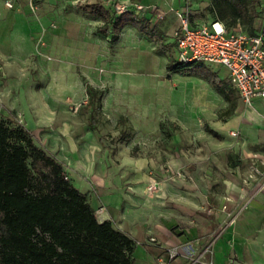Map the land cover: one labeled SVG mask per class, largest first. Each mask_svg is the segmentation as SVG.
Returning <instances> with one entry per match:
<instances>
[{
  "label": "rangeland",
  "instance_id": "374dc122",
  "mask_svg": "<svg viewBox=\"0 0 264 264\" xmlns=\"http://www.w3.org/2000/svg\"><path fill=\"white\" fill-rule=\"evenodd\" d=\"M171 1L146 2L153 13L152 26L165 36L166 49L158 50L131 25L113 41V33L98 31L102 18L84 11L86 5L101 4L114 18L143 0H15L12 8L0 0V66L5 80L14 83V94L17 86H25L35 105L46 91L57 108L56 120L69 116L74 126L71 140L79 156L92 155L93 160L85 163L99 175L100 185L107 184L104 190L112 191L120 182L134 195L145 190L156 206L167 210L183 202L180 212L187 218L181 214L171 227L173 237L183 240L172 244L183 254L177 258L179 264H215V251L225 263L235 255L240 264H264V143L257 150L256 145L245 149L240 134L229 135L242 111L251 106L230 82L231 105L199 76L168 70L169 55L178 57L171 42L173 29L181 25L175 10L184 3ZM188 2L178 11H188L194 19L213 18L206 11L193 13ZM172 5L168 15L158 10H170ZM259 15L258 25L264 7ZM225 72L221 68L219 75ZM87 85L99 92L95 109L85 110ZM5 104L0 121L23 126L20 118L3 112ZM71 147L62 145L61 150ZM68 155L58 156L71 160ZM65 163L70 178L74 170ZM91 185L85 193L89 201L98 190ZM254 200L258 205L250 210ZM191 202L196 209H187ZM248 211L252 214L247 216ZM135 241L136 264H157L149 258L144 239ZM208 248L210 253L199 259Z\"/></svg>",
  "mask_w": 264,
  "mask_h": 264
},
{
  "label": "trees",
  "instance_id": "16d2710c",
  "mask_svg": "<svg viewBox=\"0 0 264 264\" xmlns=\"http://www.w3.org/2000/svg\"><path fill=\"white\" fill-rule=\"evenodd\" d=\"M258 4L212 0L205 11L229 32L241 27L255 35ZM84 11L102 18L98 31L106 36L113 33V41L131 25L158 50L166 49L165 36L152 26V17L124 12L113 18L101 4L86 5ZM168 70L193 73L230 98L226 81L203 62L184 65L171 54ZM86 91L85 107L95 109L99 92L90 85ZM135 248L133 238L110 221H99L86 194L67 178L64 165L36 143L30 130L0 121V264H136Z\"/></svg>",
  "mask_w": 264,
  "mask_h": 264
},
{
  "label": "crops",
  "instance_id": "0c3cea01",
  "mask_svg": "<svg viewBox=\"0 0 264 264\" xmlns=\"http://www.w3.org/2000/svg\"><path fill=\"white\" fill-rule=\"evenodd\" d=\"M149 1L150 0H143L144 4L142 5L145 7L146 12L143 11L141 13H137L135 10H132L130 11V13L141 15L142 17L147 18L152 17L153 13L147 11V9L150 6L152 7L153 1L151 2L150 6L148 5L150 3L146 4V2ZM186 1L187 0H184V3L182 1L179 8L176 9L175 12L180 10L181 7L185 6ZM256 1L261 3L260 8L256 9L259 12L261 11V7H264V0ZM171 2L175 3V0H172ZM211 2L212 0H189L188 6L193 13L197 12L198 10H202L203 12L211 4ZM172 9L173 5L172 7H170V10H164L162 8L158 10L168 15L169 12L173 11ZM213 22L217 21H215L214 18H212L210 21H204L200 18L194 19L191 17L192 27L211 25ZM263 22L264 19H262L261 23L258 25L256 21L255 30L257 31V33L263 26ZM158 29L163 33V30L161 28L158 27ZM177 29L179 28L175 27L172 32L175 33ZM235 29H239L244 32L241 27ZM235 29H232V31H234ZM172 39L174 40L173 43L177 47L175 37L172 36L171 42ZM205 65L210 68L214 67L215 70L213 71L218 74L221 80L226 81L227 91L230 93V98L228 100L223 95L222 96L231 105L233 92L229 84V82L231 83V81L228 70L220 65L206 63ZM221 68H225L226 72L224 76L219 75V70ZM5 77L6 74L4 72V69L0 66V107L2 102L4 103L5 101L6 103L5 108L2 107L3 112H5L6 115L8 114L16 117V119L20 118L23 123L22 125L32 132L35 141L39 146L44 148L50 155L55 157L62 164L65 163L64 161H66L67 164H65L68 166V168H72V170H74V172H72V176H70V179L81 192H89L92 186L91 184L94 185V189L98 188V194L93 192L89 194L91 195L90 203L96 211L102 206H104V208L106 209V218L97 216L100 222L110 221L116 229L126 233L134 240H136L138 237H142L146 242V248L148 250L147 254L149 255V258L152 259V261H156L157 264H159L158 259L164 255L165 250L173 247V245H177V243L183 242L182 239L174 238L173 232L171 231L172 225L178 224L177 217L182 214L180 210H182L181 205H183V202L181 203L179 208L175 210H167L164 206H156L155 202L152 200V197L150 195H146L145 190H143V192H139L136 190V197L130 192V189L128 192L126 190H123L122 185H119L120 182L114 187L112 191L111 189L109 191L104 190L103 188L107 186V184L104 183L103 186L100 185L101 178L99 177V175L96 174L95 171L93 173L90 166L85 163L86 160H93L92 155L86 152V154H81V156H79V150L77 149L74 141L71 140L74 126L69 121V116H64L62 121L56 120L55 113L57 108L54 103L48 101L46 91H43L42 94L44 99H41L42 101L40 103L38 102L34 105L30 101L29 94L25 92V86H23L22 88L17 86L18 91L16 92V94H14V83H8L5 80ZM235 91L240 97L239 92L236 89ZM51 101L53 102V99H51ZM257 102H262V104L256 105ZM231 108L233 110V107ZM87 109L88 108L85 107V110ZM242 115L243 116L242 118H240V120H236L237 124L231 127L229 135L237 138L240 134L243 138V145L246 147L245 149H248L252 145H256V147H254L256 149L254 150H257V148H259V144L264 143V101L260 98L255 99L251 108H246L245 110H243ZM67 144L68 146L70 145V147L73 144L76 147L73 148L75 151L72 149V147V151L69 149L68 151L61 150V146ZM252 150L253 149H251V151ZM67 153L69 155L66 157L71 158V160H64L65 158L63 159L61 158V156H58L67 155ZM71 155L72 157H70ZM229 184H231L230 181ZM130 198H134L135 203H132ZM195 205V203L191 202V204L188 206L189 208L187 209H196ZM256 205H258V202L254 200L253 204L250 206V210L254 209V206ZM251 214L252 212L248 211L246 215L248 216ZM180 218L186 219L187 217L183 215ZM151 239H154V241H151ZM219 244L220 239L215 242V247L219 246ZM220 257L221 256L219 252L215 251L213 254L215 264H229L230 262L240 264L239 258L235 255H231L230 257H228L226 263L225 260L221 259ZM179 259H176L172 264H179L181 262V260Z\"/></svg>",
  "mask_w": 264,
  "mask_h": 264
},
{
  "label": "built area",
  "instance_id": "2783aa9c",
  "mask_svg": "<svg viewBox=\"0 0 264 264\" xmlns=\"http://www.w3.org/2000/svg\"><path fill=\"white\" fill-rule=\"evenodd\" d=\"M14 1L7 0L6 6L12 8ZM144 9L142 4L134 8L137 13ZM176 14L181 21L180 28L174 33L180 63L189 65L203 62L223 66L228 70L233 87L246 105L252 106L257 98L264 101V22L257 34L250 35L239 29L229 32L221 22L192 27L188 11H177ZM96 215L106 218L104 206L96 211ZM210 251V248L206 249L199 259ZM182 255L178 247H171L165 250L158 262L170 264Z\"/></svg>",
  "mask_w": 264,
  "mask_h": 264
}]
</instances>
